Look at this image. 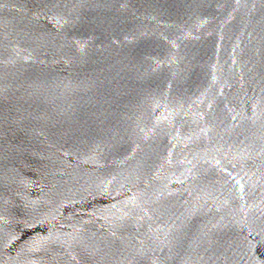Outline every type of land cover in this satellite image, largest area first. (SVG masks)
I'll use <instances>...</instances> for the list:
<instances>
[{"label": "water", "instance_id": "water-1", "mask_svg": "<svg viewBox=\"0 0 264 264\" xmlns=\"http://www.w3.org/2000/svg\"><path fill=\"white\" fill-rule=\"evenodd\" d=\"M0 264H264V0H0Z\"/></svg>", "mask_w": 264, "mask_h": 264}]
</instances>
